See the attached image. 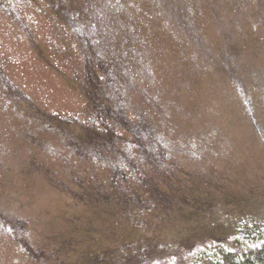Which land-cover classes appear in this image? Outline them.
<instances>
[{
	"label": "rangeland",
	"instance_id": "rangeland-1",
	"mask_svg": "<svg viewBox=\"0 0 264 264\" xmlns=\"http://www.w3.org/2000/svg\"><path fill=\"white\" fill-rule=\"evenodd\" d=\"M84 1L66 0L85 15ZM98 1L122 24L101 50L135 82L121 89L127 121L157 140L140 152L124 127L115 149L128 157L96 165L45 125L29 138L0 94V264H263L264 0ZM52 8L0 0V73L21 111L75 138L105 121L81 90L88 62L104 77Z\"/></svg>",
	"mask_w": 264,
	"mask_h": 264
},
{
	"label": "trees",
	"instance_id": "trees-1",
	"mask_svg": "<svg viewBox=\"0 0 264 264\" xmlns=\"http://www.w3.org/2000/svg\"><path fill=\"white\" fill-rule=\"evenodd\" d=\"M46 1L48 2V4H51L53 6L52 9L60 16L63 24L72 29L73 33L77 37L79 47H81L84 51H87V55L85 58L89 59L90 62H94V64H97L103 72L104 78H102L104 79V81L101 80V78L98 79L93 74V70L90 68V64L88 62V65L85 68L86 70L84 69L83 77L80 78V83L82 84L81 90L83 91V94L86 96L88 102H90L92 113H95L93 115L95 118L94 120L97 121V119L100 118L101 120L105 121L104 123H102L100 122V120H98V123L100 124L99 126L101 127L100 130L96 128L98 126L97 124H92L91 126L85 125V127L83 126L80 129L79 134L76 135L74 133L75 138L70 137V134H68V132L64 128H62L63 126L61 124L57 125L56 127H54L53 125L50 126L47 122L43 121L45 117L35 116V114L33 112H30V110L28 111V115L30 114L31 116H27L23 109L21 111V105L17 103H21L22 101L24 102V100L26 99L25 95L22 94L17 88H15L13 84L7 81L6 76L1 73L0 94L3 95L5 100H7L8 105L15 109L17 113L19 112L17 115L20 116V114H25L26 117H24L23 115L22 116L27 121V127L31 129V134L28 135L29 138L34 137V130H36L37 133H43L44 129L42 127H44L43 125H45L49 129L54 130L53 132H55V134L60 138V143L66 144L67 147L65 148L70 151L69 153L73 154L74 156L76 154L78 157H85V159L89 158L92 163L95 162V164L98 165L101 162L107 161L108 157H106L105 153L108 151H112L117 157L123 156V158L125 159L126 157H128L125 150L118 152L115 149V145L116 143H118V139L121 138H118L117 136L119 135L118 131L124 127H127L128 131L131 130L129 133L136 136L137 143L134 141L133 142L136 146H140V152L148 153V151H150V141L148 135L150 134V138L154 137L155 140H157V136L153 133H150L142 125L140 126L137 122L128 123L126 118L127 115L123 111V108L125 106L124 102L120 100V98L123 99V97L121 96V89L126 90L130 86L133 87L135 82L130 81L127 74L128 69L120 66L119 59L113 57V54L105 53L101 50L105 47V45L110 43L108 42V40L115 38V35H117V33L122 32V28L120 29L119 26L115 23L116 21H118V23L120 22V19H118V15L116 14L114 15V17L110 18L106 10L108 4L105 5L106 7L104 8V10H101L99 7H94L95 4L94 2H92V0L84 1L88 4V6L85 8V12H83L85 13V15L81 13L80 15L79 12H75V9L73 8L74 6H72L70 3H67L66 0ZM96 2L102 3V1L98 0H96ZM117 13L120 14L119 11H117ZM102 16L103 18H106V20L110 18L108 24H110V22L113 23L114 21L115 24L110 28V26L102 23V21L100 20V17ZM175 17L176 15H172L171 18L175 19ZM113 18H115L116 20L113 21ZM178 19L179 20L177 21L184 20L183 17H180ZM119 24L122 25L121 23ZM182 24L185 25L184 22H182ZM100 30H103V32H101ZM99 40L102 41V44H98ZM230 60L231 58L229 57L228 61ZM133 63L137 65L134 61ZM139 72L141 75L140 70ZM128 83L130 84L127 87ZM27 117L28 119H26ZM111 124L113 125V127ZM33 139L35 140V138ZM145 139H147V141H145ZM121 143L123 144V142ZM38 146L40 147V145ZM124 148L126 149L125 146ZM112 170L113 174L116 177L121 176L123 172L122 168L119 166H116L115 168L112 167ZM76 178L78 180H81L79 177ZM82 186L84 187V190L89 188L91 189V191H93L88 192L86 190L87 193L92 194L90 195L92 198L110 202L108 201L110 200L108 192L102 191L100 188L96 187L93 183V180H84ZM119 195L120 194H118L117 197H119ZM1 219L2 217L0 216V223ZM0 228H2L4 232L9 233V229L5 228L3 224H1ZM80 261V264H83L82 258H80ZM262 261L264 264V256L262 258ZM83 262L86 263V261Z\"/></svg>",
	"mask_w": 264,
	"mask_h": 264
},
{
	"label": "flooded vegetation",
	"instance_id": "flooded-vegetation-1",
	"mask_svg": "<svg viewBox=\"0 0 264 264\" xmlns=\"http://www.w3.org/2000/svg\"><path fill=\"white\" fill-rule=\"evenodd\" d=\"M134 61V60H133ZM135 62V61H134ZM136 63V62H135ZM1 74V73H0ZM1 81V80H0ZM31 102V101H30ZM158 136V135H157ZM10 232V231H9ZM13 234V233H12ZM14 236H16L15 234H13Z\"/></svg>",
	"mask_w": 264,
	"mask_h": 264
}]
</instances>
